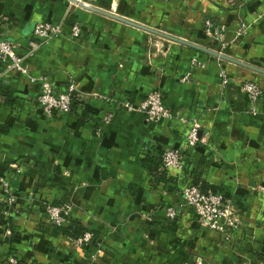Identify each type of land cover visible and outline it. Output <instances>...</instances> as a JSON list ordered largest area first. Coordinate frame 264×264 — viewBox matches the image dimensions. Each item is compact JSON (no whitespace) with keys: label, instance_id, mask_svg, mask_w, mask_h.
<instances>
[{"label":"crops","instance_id":"0c3cea01","mask_svg":"<svg viewBox=\"0 0 264 264\" xmlns=\"http://www.w3.org/2000/svg\"><path fill=\"white\" fill-rule=\"evenodd\" d=\"M83 1L206 48V20L228 41L245 23L246 34L229 43L227 55L264 69V0ZM66 16L80 22L82 35L34 48L36 23ZM0 38L14 43L27 69L0 81V125L7 127L0 131V186L3 179L15 195L12 206L0 199V264H10L8 257L16 264L264 261V92L252 102L241 90L251 70L69 0H0ZM193 56L206 65H191ZM41 76L56 93L74 82L70 112H43L36 101ZM152 89L172 118L150 122L123 108ZM107 112L113 115L104 123ZM194 121L202 140L187 148L184 169H167L166 181H154L143 159L161 164L159 152L181 149ZM191 181L214 186L234 205L239 240L201 226L191 207L166 216L165 206L180 205V190ZM54 202L72 204L70 219L97 234L101 254L52 232L42 205Z\"/></svg>","mask_w":264,"mask_h":264},{"label":"built area","instance_id":"2783aa9c","mask_svg":"<svg viewBox=\"0 0 264 264\" xmlns=\"http://www.w3.org/2000/svg\"><path fill=\"white\" fill-rule=\"evenodd\" d=\"M167 1V0H162ZM60 26L53 23L39 22L34 26L33 33L41 35V33L59 32ZM204 27L206 28L207 34L218 35L217 30H212V24L209 20L204 22ZM78 31L77 25L73 27V33L76 34ZM35 47V46H34ZM195 60L193 59L192 63ZM0 65L3 69L0 70V81L2 72L10 68L9 70L16 69L20 73H26L25 66L22 64L21 58L17 55L15 45L13 42L0 38ZM7 70V71H9ZM10 72V71H9ZM219 77L221 79L222 86H226L229 82V75L226 70H219ZM186 78V76L184 77ZM41 86L39 93L37 95V103L41 107L44 113L47 115H52L54 113H68L71 110L73 103L75 86L73 83L69 82L66 89L59 93H54L52 85L45 78H40ZM32 80H35L32 78ZM242 91L247 95V97L254 101L260 94H262L263 88L259 82L246 81L242 86ZM123 108L129 112H140L145 115L146 119L150 122H159L163 119L172 118V113L169 108L164 104L162 99V94L158 89H152L148 92L146 97L141 100L138 104H133L131 102H124ZM112 113L107 112L103 115L102 121L104 123H109L112 118ZM184 122V119H181ZM200 125L197 121H194L192 126L189 128L186 139H185V149L195 146L198 141H200L199 135ZM183 149V150H185ZM185 157L182 149L170 148L163 151L160 161L162 167L165 169H175L182 171L185 166ZM182 194L184 198L189 202L191 207L196 209L201 208L207 213L206 223L210 224L212 227L217 228V218L223 217L227 220L229 225L234 224L232 221V208H230L229 201L224 197L222 193L213 192L211 190L202 191L198 185L188 184L182 189ZM0 199L7 203V205L12 206L15 202V195L8 189V184L1 179V194ZM44 212L48 217L51 224L61 226L68 222L70 218L71 205L69 203H62L59 205H53L50 203H43ZM166 216L169 219H174L177 216L178 210L173 208L166 209ZM1 213V211H0ZM68 239L75 245L82 246L88 245L94 239V233L90 229L84 230L78 237H69ZM102 245L98 241L95 242V253L96 255L101 254ZM8 263L16 264L17 260L14 257H8ZM28 264H35L29 262ZM197 264H202L200 261Z\"/></svg>","mask_w":264,"mask_h":264},{"label":"rangeland","instance_id":"374dc122","mask_svg":"<svg viewBox=\"0 0 264 264\" xmlns=\"http://www.w3.org/2000/svg\"><path fill=\"white\" fill-rule=\"evenodd\" d=\"M162 1V0H161ZM167 1H169V0H167ZM167 1H164V2H167ZM73 5V4H72ZM70 10H71V8L70 9H68V12L70 13ZM113 13H117V12H115V11H113ZM43 22H47V23H53V24H57V25H59V23H61V26H60V31L59 32H49V31H47V33H41V35H39V34H34L35 35V37H36V45H35V47L37 48L38 46H40V45H43V44H46L47 42H49L50 40H52V39H56V38H60V37H65V38H77V37H79L80 35H82V32H83V30H82V26H81V24H80V22H78V21H76V20H74V19H72V18H69V16H66L63 20H61V21H59V22H48V21H43ZM209 22L211 23V21L209 20ZM75 25H77V27H78V31H77V33L76 34H74L73 33V27L75 26ZM136 28V27H135ZM152 28H155V29H157V27H155V26H152ZM139 29V28H138ZM247 26L245 25V23H241L240 24V26L239 27H237V29H236V31H235V34L233 35V37L230 39V41H228V40H226V38H224V36H223V34L222 33H224L223 31H218L217 30V33H218V35H214V34H207V32H206V28L204 27L203 28V30H204V34H205V36H206V38H207V40L206 41H204V43L207 45V48H209V49H212V50H215V51H217V52H219V53H224V54H230V45H229V43L230 42H233V43H235L236 41H239L240 40V37L243 35V34H246V32H247ZM140 30H142V29H140ZM142 31H145V30H142ZM145 32H148V31H145ZM148 33H150V32H148ZM152 35H153V37L154 38H156V34H153V33H151ZM216 40V41H215ZM170 41L171 40H167V42L166 43H170ZM34 47V48H35ZM154 50H156V49H159V48H157V47H155V46H153L152 47ZM162 50V47L160 48V50L159 51H161ZM16 52H17V50H16ZM17 55L21 58V60H22V56L20 55V54H18V52H17ZM235 57V56H234ZM236 58H238V57H236ZM193 59L195 60L193 63H192V61H193ZM212 59H215V60H217V61H219V62H221V61H224L223 59H221V58H218V57H214V56H212ZM239 59H241V60H243V61H247V58L246 57H244V58H239ZM189 62L191 63V65H193V66H197V67H201V68H203L205 65H206V62H204V61H201V60H199V58L197 57V56H193V57H191L190 58V60H189ZM248 62H254V61H248ZM252 64H254V63H252ZM233 65H236V64H233ZM255 65V64H254ZM256 66H257V64H256ZM258 66H262V65H260V63H259V65ZM1 69H3V66H0V70ZM10 68H7V69H5L3 72H2V74H1V78L3 77V76H5L9 71H12V69L11 70H9ZM25 69H26V67H25ZM223 70H226V68H222ZM7 70H9V71H7ZM250 70V69H249ZM13 71H15V72H19L18 70H16V69H13ZM227 71V70H226ZM252 72H248V73H251L252 74V76H249V77H252L251 79H244V81L242 82V84H241V90H242V86H243V84H244V82H246V81H255V82H259L258 80V77H262L261 76V73H258V72H256V71H253V70H251ZM26 73H27V69H26ZM263 75V74H262ZM185 77V76H184ZM188 77V75H186V78ZM218 77H219V72H218ZM256 77V78H255ZM39 78H45V77H39ZM186 78H183V80H186ZM220 78V77H219ZM254 79V80H253ZM221 80V79H220ZM71 83H73L74 84V82L73 81H71ZM75 85V84H74ZM52 89H53V87H52ZM53 92L54 93H56L55 91H54V89H53ZM263 92H264V89H263V91H262V94H263ZM262 94H260V96L262 95ZM246 95V94H245ZM259 96V97H260ZM246 97H247V95H246ZM259 97L256 99V100H254V101H257L258 99H259ZM248 98V97H247ZM75 99V97L73 98V100ZM248 100L249 101H252V100H250L249 98H248ZM36 101H37V99H36ZM254 101H252V102H254ZM251 114H256L255 113V111H253V109H250V111H249ZM199 123V122H198ZM200 125V124H199ZM201 138V137H200ZM202 139H200V141H201ZM200 141H198V142H200ZM182 151H183V154L184 155H186V150H187V148L185 149V147L183 146L182 148ZM183 149H185V150H183ZM184 169V168H183ZM188 184H192V185H198L199 187H200V184H198V182H193V181H191V182H187V183H185V185H188ZM184 185V186H185ZM184 186L181 188V190H180V196H181V199H182V202H181V204L180 205H178V206H176V205H166L165 206V208H164V210H165V214H166V209L167 208H173V209H176V210H178V211H180L181 210V208H186V207H191V205H189V202L184 198V196H183V194H182V189L184 188ZM0 193H1V186H0ZM64 203H69L71 206H72V204L70 203V202H64ZM229 204H230V208H232V221L234 222V224H232V225H229L228 224V222H227V220H225V218H223L222 216L221 217H218L217 218V228H215V227H212L210 224L212 223V221H211V223H206V218H207V213H206V211L205 210H202L201 208H198V209H196V208H194V207H191L192 208V210H193V212H194V214H195V216H196V220L198 221V223L201 225V226H203V227H206L208 230H214L215 232H219L221 235H222V237H223V239L225 240V241H227V242H235V241H237V239L239 240V238H237V236H235V231H237L238 229H239V227H240V224H241V220H239V218H238V210H236V208L234 207V205L231 203V202H229ZM42 206H44V205H42ZM44 208V207H43ZM71 209H72V207H71ZM1 211V210H0ZM70 213H71V210H70ZM177 214H178V212H177ZM97 242V241H96ZM90 244H93V245H95V243L94 242H90ZM200 258V257H199ZM96 259V257H94V260ZM202 260H204V259H198V260H196L195 261V264H197V262L198 261H202ZM202 264H203V261L201 262ZM206 264H214V263H212V262H210V261H207V263ZM244 264V263H243ZM245 264H264V261H261V262H257V261H252V262H247V263H245Z\"/></svg>","mask_w":264,"mask_h":264},{"label":"water","instance_id":"95a60500","mask_svg":"<svg viewBox=\"0 0 264 264\" xmlns=\"http://www.w3.org/2000/svg\"><path fill=\"white\" fill-rule=\"evenodd\" d=\"M70 3L72 4H75L83 9H86L88 11H91V12H95V13H99V14H102V15H105L107 17H110L112 19H115L117 21H120V22H123L127 25H130V26H133V27H137L139 29H142V30H145V31H148L150 33H153V34H156V35H159L161 37H164L166 39H169V40H172V41H176V42H179V43H183L185 45H188V46H191L197 50H200L202 52H205L209 55H212L214 57H218V58H221L223 60H226V61H229V62H232L236 65H239V66H242V67H245L247 69H250V70H253V71H256L258 73H261L264 75V69L263 68H260V67H257L255 65H252V64H249V63H246L242 60H239V59H236V58H233L227 54H224V53H219L215 50H212V49H209V48H206V47H202V46H198V45H195V44H192L188 41H184L180 38H177L173 35H170L168 33H165L163 31H160L158 29H155V28H152V27H149V26H146V25H142V24H139V23H136L128 18H125V17H122L120 15H117L111 11H108V10H104V9H101L95 5H92L86 1H83V0H69Z\"/></svg>","mask_w":264,"mask_h":264},{"label":"trees","instance_id":"16d2710c","mask_svg":"<svg viewBox=\"0 0 264 264\" xmlns=\"http://www.w3.org/2000/svg\"><path fill=\"white\" fill-rule=\"evenodd\" d=\"M76 104H77L76 102L72 103L71 109ZM6 129H7L6 126L0 125V131L3 132V131H6ZM161 155H162V152H159V158H161ZM147 160H149V161H147ZM146 162L149 163L148 165H150V171H151V173L153 175L154 181H156V182L157 181L158 182H161V181L164 182V181L167 180L166 179V170L167 169H165L164 167H162V165L160 163H157V164L156 163H153L151 161V159H147V157L143 159V164L147 165ZM192 172L190 171V175L196 177V175H194ZM200 189L202 191L211 190L213 192H216V188L214 186L208 185L205 182H202L201 183ZM52 204L53 205H59V204H62V203H55L54 202ZM86 229L87 228H85L79 221L74 220V219H70V218H69L68 222H66L65 224H63L61 226L52 225V232L54 234H59V235L61 234V235H65V236H69V237H73V238L80 236L81 233L84 230H86ZM93 233H94V239L92 240V242L95 243L97 241V234L94 231H93Z\"/></svg>","mask_w":264,"mask_h":264}]
</instances>
